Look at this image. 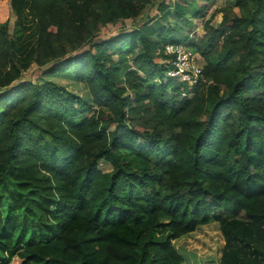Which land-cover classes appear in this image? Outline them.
<instances>
[{
	"label": "trees",
	"instance_id": "obj_1",
	"mask_svg": "<svg viewBox=\"0 0 264 264\" xmlns=\"http://www.w3.org/2000/svg\"><path fill=\"white\" fill-rule=\"evenodd\" d=\"M148 1L8 0V7L16 19L29 8L42 26L46 43L36 44L35 61L44 64L71 49L61 22L79 31L90 17H136ZM251 1L249 28L215 63L204 62L186 96L179 95L183 84L165 75L163 46L181 43L202 57L240 17L205 26L199 41L177 26H139L58 59L50 73L89 64L95 113L49 80L0 93V264H179L172 240L221 222L213 209L228 218L220 264H235L228 257L234 240L264 264V71L257 61L264 0ZM6 13L0 0V36ZM231 59L239 74L219 93L215 70ZM17 75L0 70V87ZM195 101L205 104L201 120L188 112ZM99 161L110 170L101 171Z\"/></svg>",
	"mask_w": 264,
	"mask_h": 264
},
{
	"label": "rangeland",
	"instance_id": "obj_2",
	"mask_svg": "<svg viewBox=\"0 0 264 264\" xmlns=\"http://www.w3.org/2000/svg\"><path fill=\"white\" fill-rule=\"evenodd\" d=\"M5 4L7 13L3 18L6 21L5 30L0 36V70L14 69L18 75L17 79L0 87V93L14 88L18 83L23 81L38 83L42 80H49L78 95L91 105L90 111L93 113L100 106L95 104L96 102L93 99L96 89L94 91L92 82L86 78L88 77L87 75H90L89 64L86 60L74 64L72 69H75L76 75L72 72V69L50 73V67L58 59L61 61L62 59L80 54L89 48L93 50V43L96 41L110 39L139 26H144L148 30L157 29L158 26L159 28L177 26L189 38L199 41L204 35L205 26H216L223 17L230 23H232L233 18L240 17L238 26L219 38L216 49L213 51L205 50V54L202 57L198 54H196L197 57L195 55L196 62L203 66L204 62L207 64L208 61L215 63V57L221 51L231 46V40L238 38L241 32L249 28L244 19H247L246 17L254 11L251 0H149L143 4L136 17H117L108 22L90 17L88 19L91 21L88 26L82 27L79 31L75 28L71 29L68 23L61 22L58 25V30L61 33L69 34L68 39L71 49L63 52L55 61L38 64L35 61V46L38 42L46 43L42 26L37 22L29 8H25L22 16L16 19L8 7V0H5ZM181 8L183 9L182 11ZM185 8L197 11V14L193 16L188 13L184 14ZM184 19H187L190 24H185L183 22L185 21ZM259 24L264 26V18ZM259 40L263 41L262 35L259 36ZM198 47L201 48L200 45ZM260 49L261 52L258 54L259 59L257 61L262 65V70L264 71V47ZM112 57L115 59V55H112ZM130 58L131 56H129ZM153 60L159 62L160 59L154 58ZM230 63L231 66H228L229 68L215 70L219 93L232 85L233 80L239 74L238 71L233 69L236 67L235 59H231ZM130 77L131 82L136 83V79L132 75ZM129 91V88H124L122 95H127ZM192 104V108L188 112L192 113V116L196 119H203L205 104L198 101ZM102 107L101 109L103 110H112L115 113L113 107ZM112 128V123H107L104 127L107 131L112 130ZM98 168L103 172L110 170L109 164L103 161H99ZM212 211L214 214L219 215L222 221L228 219L222 210L213 209ZM236 219L241 222L244 221L241 214L236 216ZM222 221L198 225L193 231L173 239L172 245L181 257L179 264H220L222 249L225 245V240L220 230ZM230 246L232 249L236 248V250L228 252V257L231 256L230 259L235 260V264H256L247 248L240 242L234 240L230 243Z\"/></svg>",
	"mask_w": 264,
	"mask_h": 264
},
{
	"label": "built area",
	"instance_id": "obj_3",
	"mask_svg": "<svg viewBox=\"0 0 264 264\" xmlns=\"http://www.w3.org/2000/svg\"><path fill=\"white\" fill-rule=\"evenodd\" d=\"M163 54L166 58L162 61L167 63L165 75L183 84L180 96L188 95L201 78L202 65L196 62V53L184 44L168 43L163 46Z\"/></svg>",
	"mask_w": 264,
	"mask_h": 264
}]
</instances>
